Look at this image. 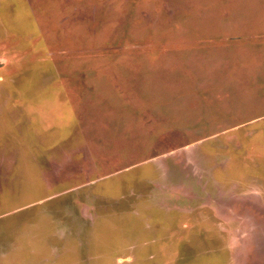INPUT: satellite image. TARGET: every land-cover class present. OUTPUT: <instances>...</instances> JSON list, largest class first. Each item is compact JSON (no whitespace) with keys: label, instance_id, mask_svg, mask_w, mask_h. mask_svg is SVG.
I'll list each match as a JSON object with an SVG mask.
<instances>
[{"label":"rangeland","instance_id":"1","mask_svg":"<svg viewBox=\"0 0 264 264\" xmlns=\"http://www.w3.org/2000/svg\"><path fill=\"white\" fill-rule=\"evenodd\" d=\"M263 60L264 0H0V264H264Z\"/></svg>","mask_w":264,"mask_h":264},{"label":"crops","instance_id":"2","mask_svg":"<svg viewBox=\"0 0 264 264\" xmlns=\"http://www.w3.org/2000/svg\"><path fill=\"white\" fill-rule=\"evenodd\" d=\"M261 67H264V60L262 61V66ZM262 74H263V78H264V69L262 70ZM255 119L256 120H261V119H258V118H255ZM263 239H264V235H263Z\"/></svg>","mask_w":264,"mask_h":264}]
</instances>
